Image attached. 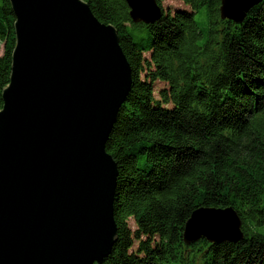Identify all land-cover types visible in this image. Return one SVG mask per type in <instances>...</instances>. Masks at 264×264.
I'll return each instance as SVG.
<instances>
[{
  "label": "trees",
  "instance_id": "trees-1",
  "mask_svg": "<svg viewBox=\"0 0 264 264\" xmlns=\"http://www.w3.org/2000/svg\"><path fill=\"white\" fill-rule=\"evenodd\" d=\"M85 1L116 27L133 79L106 142L118 166L117 240L101 264H264V0L240 23L221 17L222 0H182L173 12L157 0L154 23L134 22L126 0ZM15 21L0 0V110ZM157 81L167 84L159 97ZM200 207H233L243 238L185 243Z\"/></svg>",
  "mask_w": 264,
  "mask_h": 264
},
{
  "label": "water",
  "instance_id": "water-1",
  "mask_svg": "<svg viewBox=\"0 0 264 264\" xmlns=\"http://www.w3.org/2000/svg\"><path fill=\"white\" fill-rule=\"evenodd\" d=\"M16 45L0 110V264H101L117 240L118 166L106 149L132 69L117 29L85 0H10ZM134 22L157 0H126ZM262 0H222L240 23ZM233 207H200L184 241L237 242Z\"/></svg>",
  "mask_w": 264,
  "mask_h": 264
},
{
  "label": "rangeland",
  "instance_id": "rangeland-1",
  "mask_svg": "<svg viewBox=\"0 0 264 264\" xmlns=\"http://www.w3.org/2000/svg\"><path fill=\"white\" fill-rule=\"evenodd\" d=\"M165 11H174L176 8L179 7H185V4L182 0H164L162 4ZM196 20L198 21L199 25L202 28H205L209 25V20L207 17V9L206 7H202L196 14H195ZM3 51V42H0V53ZM167 84L162 81H157L155 83V95L156 97L160 96V90L165 87ZM130 225L133 229L136 228L135 221L133 219L130 220Z\"/></svg>",
  "mask_w": 264,
  "mask_h": 264
}]
</instances>
